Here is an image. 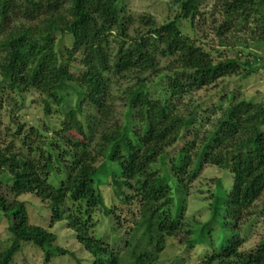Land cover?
<instances>
[{
	"label": "trees",
	"instance_id": "trees-1",
	"mask_svg": "<svg viewBox=\"0 0 264 264\" xmlns=\"http://www.w3.org/2000/svg\"><path fill=\"white\" fill-rule=\"evenodd\" d=\"M204 1L170 0V8L178 15L158 26L150 17L135 19L126 14L122 0H0L2 84L20 96L31 90L46 95L63 116L58 145L53 144L57 148L49 147L53 152L32 158L9 147L0 151V173L4 175L0 184H9L15 196L30 194L47 204L51 226L65 222L92 257V264H158L166 239L184 232V205L181 201L173 213L170 182L184 187L205 165L227 171L232 186L214 196L201 240L206 235L212 238V227L220 218L230 234L217 248L211 241L210 253L197 264H264V239L254 250L240 252V243L228 224L244 219L264 197V102L239 101L232 94L205 135H200L196 126L208 124L213 109L183 114L176 107L183 97L240 71L236 60L215 56L181 33L179 21L194 25L200 20ZM212 16L220 19L221 33L229 30L234 20L248 22L253 17L259 39L264 41V0H226ZM136 22L144 33L138 31L130 37L127 32ZM114 31L119 42L112 56L107 41ZM56 33L72 39L65 62L58 59ZM76 55H80L83 68L80 76L69 71ZM158 58L171 60L165 75L157 70ZM260 66L264 69V59ZM130 73H136V83L120 98L126 105L120 122L108 91L110 77ZM146 73L165 77L164 99L150 96L142 77ZM50 111L46 104L48 115ZM187 135L192 139L170 158L168 149ZM57 173L64 178L55 187L48 180ZM108 179L120 204H138V216L126 233L128 258H121L107 241L93 235L94 216L99 211L120 223L102 193ZM0 211L8 219L11 238L9 247L0 252V264H12L21 243L46 250L56 240L43 228L29 225L25 203L7 204L0 196ZM112 230L118 233L116 228ZM201 240L185 241L192 247L202 244Z\"/></svg>",
	"mask_w": 264,
	"mask_h": 264
},
{
	"label": "rangeland",
	"instance_id": "rangeland-1",
	"mask_svg": "<svg viewBox=\"0 0 264 264\" xmlns=\"http://www.w3.org/2000/svg\"><path fill=\"white\" fill-rule=\"evenodd\" d=\"M224 1L226 0H205L201 8L200 20L195 21L194 25H191L188 20L179 21V28L183 35L197 40L204 50L213 52V55L236 60L240 65L238 74L193 92L176 102L177 109L183 114H189L196 109L202 112H209L213 109L211 113H208V124L196 126L200 135H205L206 132L212 130L213 122L220 115L219 108L226 107L232 94L236 95L239 101L245 100L256 104L264 102V69H261L260 66L264 59V41L259 39L256 29L257 22L253 17L249 18L248 22L236 19L231 23L229 30L221 33L218 31L220 19L213 18L212 13L215 9L219 10ZM169 3L170 0H122L126 14L135 19H139L141 16L150 17L158 26L174 20L178 15L176 9L170 8ZM138 31L139 34L144 33L140 24L136 22L129 28L127 34L134 37L138 35ZM54 38L58 59L61 62L67 61V50L72 47L71 37L56 33ZM107 42L108 52L113 56L119 42L116 31L109 35ZM254 56L256 60H254ZM80 59V55H76L70 61L69 71L76 76L83 73ZM170 61L167 58H158L156 61L158 72L165 75ZM142 77L149 85L150 96L158 100L167 96L164 76L156 78L150 73H146ZM136 78V73L126 74L121 78L110 77L108 91L112 98V104H114L115 117L120 122H122L126 110V105L120 98L127 88L136 83ZM222 98L225 100L221 101ZM71 101L72 104L75 101L73 94ZM46 104L51 108L49 115L46 113ZM87 109L90 112L88 107ZM80 120L85 122L83 118ZM62 121L63 116L60 114L58 106L46 95L34 90L25 92L21 96L17 95L11 92L5 84H2L0 77V151L9 147L12 152L29 155L32 158L53 152L57 148L53 144L58 145L57 133ZM97 139L96 136L95 142ZM191 139V135H187L175 143L167 151L169 157H175L184 143ZM50 144H52L53 150L49 149ZM59 148L61 149L62 145H59ZM159 172H161L160 169ZM59 175V173L52 175L48 180L55 187H58L59 182L64 178L63 174ZM3 176L0 173V179ZM170 186L175 198L172 211L175 214L182 201L184 205L182 228L184 232L189 233L184 235L183 232L180 237L167 238L165 248L159 255L158 264H197L206 254L210 253L211 241L214 242V248H217L224 237L230 234L229 230L222 225L223 222L220 218L212 227L210 235L212 238L206 235L201 240V228L210 218V204L214 196L219 195L222 190H230L231 175L218 167L205 165L193 182H186L184 187L175 186L170 182ZM124 192L131 194L127 189H124ZM102 193L115 215L119 216L120 223L115 224L112 219L104 217L99 211L94 216L96 226L93 235L107 241L106 244L112 247L121 258H128L125 247V240L128 237L126 233L130 232L134 219L138 216V204L136 202L129 206L120 204L116 188L110 179L102 188ZM0 196L7 204L13 201L25 203L29 225L41 227L56 237L52 246L46 250L39 249L31 243H21L20 250L15 255L12 264H92V257L76 240L74 232L68 229L65 222L51 226V214L47 204L41 203L38 198L30 194L15 196L10 191L9 184L6 183L0 184ZM228 224L231 225L234 235L240 243V252L247 253L254 250L264 239V197L252 207L244 219L238 223L229 221ZM7 226L8 219L0 211V252L11 244ZM112 227L116 228L118 233H115ZM183 237L184 240L181 241ZM185 240L197 242L201 240L202 244L189 247ZM47 250L48 261L45 262Z\"/></svg>",
	"mask_w": 264,
	"mask_h": 264
}]
</instances>
